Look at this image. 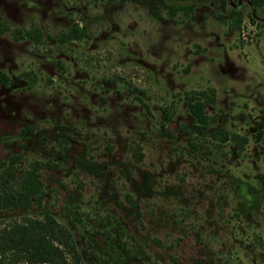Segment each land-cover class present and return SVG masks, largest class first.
<instances>
[{
    "label": "rangeland",
    "instance_id": "obj_1",
    "mask_svg": "<svg viewBox=\"0 0 264 264\" xmlns=\"http://www.w3.org/2000/svg\"><path fill=\"white\" fill-rule=\"evenodd\" d=\"M182 4L0 0V165L46 164L47 188L41 206L0 209V230L50 214L80 264H264V7ZM75 24L86 37L61 43ZM203 92L243 152L205 143L188 109ZM146 173L153 193L138 196Z\"/></svg>",
    "mask_w": 264,
    "mask_h": 264
},
{
    "label": "trees",
    "instance_id": "obj_2",
    "mask_svg": "<svg viewBox=\"0 0 264 264\" xmlns=\"http://www.w3.org/2000/svg\"><path fill=\"white\" fill-rule=\"evenodd\" d=\"M152 1L157 6L167 9L170 15H175L178 10L186 8L182 3L187 0ZM251 3L259 8L264 7V0H251ZM6 30L7 26L0 17V34L5 33ZM85 37V29L75 24L59 40L61 43H66L71 40H83ZM10 81L9 76L0 70V84L8 85ZM214 101V93L203 92L195 95L188 105L190 115L202 135L209 137L203 138V140L205 143H212L213 147L219 148L231 144L239 152H243L249 143L248 138L232 133L223 127L219 116L207 114L208 106ZM170 120L171 117L167 116V121ZM162 135L170 137L171 133L169 130H163ZM263 138L264 133L261 131L256 136L257 143H260ZM205 143L189 142V145L192 152L198 151L205 156L209 151L208 145ZM133 151L136 160L141 161L144 157L141 145H137ZM68 155L69 149L65 147V151L61 152L62 161H66ZM16 163L17 159H13L9 163L0 165V209L41 206L47 195V188L41 173V169L46 164L35 161L30 164L29 168L21 171L17 168ZM81 165L85 166L83 160ZM86 168L91 169V166H86ZM134 187L138 196L152 195L153 180L146 173L139 182L135 183ZM130 201L132 208L137 209V201L133 198H130ZM0 264H80V257L71 231L61 225L55 217L46 214L43 219L26 218L23 222H14L0 230ZM163 264L179 263L173 261V263Z\"/></svg>",
    "mask_w": 264,
    "mask_h": 264
}]
</instances>
